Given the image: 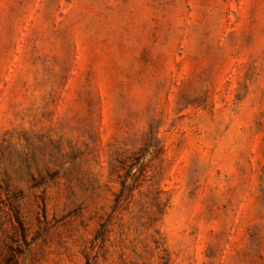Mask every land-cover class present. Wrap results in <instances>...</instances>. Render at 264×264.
Segmentation results:
<instances>
[{
  "label": "rangeland",
  "instance_id": "obj_1",
  "mask_svg": "<svg viewBox=\"0 0 264 264\" xmlns=\"http://www.w3.org/2000/svg\"><path fill=\"white\" fill-rule=\"evenodd\" d=\"M0 264H264V0H0Z\"/></svg>",
  "mask_w": 264,
  "mask_h": 264
}]
</instances>
